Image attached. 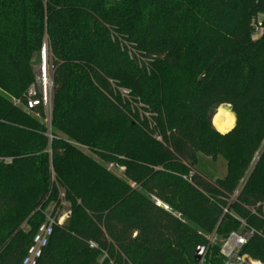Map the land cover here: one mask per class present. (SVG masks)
Instances as JSON below:
<instances>
[{"label":"trees","instance_id":"trees-1","mask_svg":"<svg viewBox=\"0 0 264 264\" xmlns=\"http://www.w3.org/2000/svg\"><path fill=\"white\" fill-rule=\"evenodd\" d=\"M259 14L264 0H0V156L12 159L0 162V264H22L59 188L72 214L37 264H206L209 237L238 233L235 208L252 231L238 257L264 264V188L250 189L252 175L231 201L264 139V35L252 38ZM45 40L51 141L11 101L27 106ZM35 99L31 112L46 117L42 94ZM223 105L236 116L227 134L213 126ZM61 136L104 151L124 178ZM201 157H222L226 176L201 172ZM20 168L34 189L13 183ZM215 255L227 264L220 247Z\"/></svg>","mask_w":264,"mask_h":264},{"label":"rangeland","instance_id":"rangeland-1","mask_svg":"<svg viewBox=\"0 0 264 264\" xmlns=\"http://www.w3.org/2000/svg\"><path fill=\"white\" fill-rule=\"evenodd\" d=\"M44 48H45V56H46L45 60H46V62H44V57H43ZM45 63H46V70H47L45 75L49 79L51 77V66H50V53L48 50L47 40L44 41L41 52L38 55H36V57L32 61L33 75H34L35 79H34V84L29 88V90L31 88L35 87L36 91H38V87H39L41 89L40 90L41 93H43L42 80H43V75H44ZM44 97L46 100V108H45L46 109L45 110L46 111V117H44V118H40V117L35 116L31 112V110L27 109L25 104H23L19 99L11 98V101L15 107L21 109L23 112L27 113L28 115L36 117L37 119H39L40 122L45 127H47V130H48L47 136L49 138V141H51L52 140V134L50 132L51 114H52V108H51L52 89L51 88L48 89V91H47L46 95H44ZM227 109L229 110V108H227ZM235 118H236V116H235ZM221 134H223V133H221ZM61 137L65 139L64 136H61ZM161 140L162 139H160V138L157 139V141H159V142H161ZM66 141L75 150H77L79 153H81L82 155L92 159L96 164L104 167L107 170V172L112 174L115 178H117V179H123L124 178V171L125 170L123 169V167L120 166L119 164L115 163V162L108 161L106 157H110V156L107 155L104 151H100V150L91 148L89 146L82 145L76 141H68V140H66ZM0 158L10 160V161L12 160L11 158H7V157H1L0 156ZM198 169L201 172H203L205 175H207L209 178H212V179L224 178L227 174V164L222 157H219L215 162H213V160L210 158L201 157V158H199V161H198ZM15 172H16V174L14 176V181H13L14 184L19 185L22 189H25V190L30 189V188L34 189V181L28 175V171L24 170L23 168H20V170H17ZM252 175H253L254 179L256 180V182L250 186V189H253L257 186L264 188V139H263V142L261 144L259 151L257 152L253 161L251 162L249 169L247 170V172L245 174V177L239 182V185H238L236 191L234 192V198L231 200L232 203H234L235 197L248 185V182H249ZM49 178H50V185H51V190H52L53 184H55V183L57 184V180H56L55 171H54L53 166H51ZM64 192L65 191L62 188H59V192L56 194L57 195L56 200H55V197H53V199L46 201L44 206H42V212L45 215L46 219H48V218L57 219L60 217L62 212L68 211V210L72 211L71 205H70L71 203L69 202V200L65 199V197H64L65 193ZM50 193H51V191H50ZM26 204H27V201H25L24 204L22 205L20 212H22V210L24 209ZM231 215L235 220L241 222V226H240L238 233H234V234L237 235L238 237L246 240V243L243 245V246H245L247 244V242L249 241L251 235H252V231H249V232L245 231L244 232V229L247 227V224H246L245 220H242V216H241L242 214L237 208H235L231 212ZM22 229L25 231H28L29 230L28 225L25 223L22 226ZM230 238H231V236L228 239L224 240V239H221L220 236L217 234H214L213 236L209 237L210 249L208 252L209 255L205 259L206 264H215L213 260L215 259V257H217L215 255V249L217 247H220V255H221L220 257H223L225 260L229 259V257L231 255L240 253V250L243 246L241 248H239V247L234 248L233 247L232 248L233 250L230 254L229 253H227L228 255L225 254V247L227 245L229 246ZM103 260H104V258L99 259V263L102 264ZM245 264H262V263L257 261V260H254V259H248V260H246Z\"/></svg>","mask_w":264,"mask_h":264},{"label":"built area","instance_id":"built-area-1","mask_svg":"<svg viewBox=\"0 0 264 264\" xmlns=\"http://www.w3.org/2000/svg\"><path fill=\"white\" fill-rule=\"evenodd\" d=\"M263 19H264V15L259 14L252 21V31H253L252 38H253V40H258V39L262 38V36L264 35ZM44 66H45L44 67V75H43V80H42L43 93H41V91H40L41 89L39 87H38V91H36L35 87H33L29 90L28 102H27V106H26V108L29 110H32L34 107H37L40 105V102L35 99V97L37 96V93L42 94V101L41 102H42L44 108H46V100H45L44 95H46L49 88L52 89V81H51V77L48 79L47 76L45 75L46 71H47L46 70V63ZM51 75H52V67H51ZM122 93L127 94L128 91L123 90ZM0 162L9 163L10 160L0 158ZM71 214H72V212L70 210H68V211L62 212L60 217L57 219H50V218L46 219L45 223L39 228L37 234L35 235L33 242L27 251V254L23 259L22 264H37L38 260L42 256L44 248L47 247L49 240L53 235L54 227L56 225H62L71 216ZM233 235L234 234L231 235L229 242H231L232 239H236L237 240L236 244L233 247L234 248L235 247L241 248L246 243V240L238 237L237 235H236V237H234ZM91 247L94 248V247H96V245L91 243ZM226 247H225V254L228 253V245ZM232 250L230 251V253L232 252Z\"/></svg>","mask_w":264,"mask_h":264},{"label":"bare ground","instance_id":"bare-ground-1","mask_svg":"<svg viewBox=\"0 0 264 264\" xmlns=\"http://www.w3.org/2000/svg\"><path fill=\"white\" fill-rule=\"evenodd\" d=\"M236 124L235 115L230 112L226 106L220 107L214 118L213 125L220 133L226 134L230 132ZM236 239H232L228 246V253L232 250L233 246L236 244Z\"/></svg>","mask_w":264,"mask_h":264},{"label":"water","instance_id":"water-1","mask_svg":"<svg viewBox=\"0 0 264 264\" xmlns=\"http://www.w3.org/2000/svg\"><path fill=\"white\" fill-rule=\"evenodd\" d=\"M43 57H44V62H46L45 60V48H44V51H43ZM223 106H226L227 108H229V111H231V107L229 105H223ZM234 237H236V235L234 234L233 235ZM208 252V247L206 246H203V247H199L195 253H194V260L197 262V263H203L204 261V258L206 256ZM247 260V258H240L238 257L237 254H234V255H231L228 259V262L227 264H239V263H245Z\"/></svg>","mask_w":264,"mask_h":264},{"label":"crops","instance_id":"crops-1","mask_svg":"<svg viewBox=\"0 0 264 264\" xmlns=\"http://www.w3.org/2000/svg\"><path fill=\"white\" fill-rule=\"evenodd\" d=\"M46 110V109H45Z\"/></svg>","mask_w":264,"mask_h":264}]
</instances>
